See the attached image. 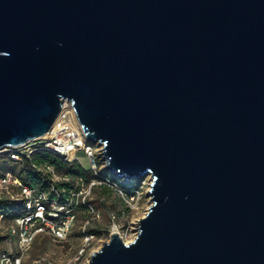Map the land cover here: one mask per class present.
Masks as SVG:
<instances>
[{
    "label": "water",
    "instance_id": "1",
    "mask_svg": "<svg viewBox=\"0 0 264 264\" xmlns=\"http://www.w3.org/2000/svg\"><path fill=\"white\" fill-rule=\"evenodd\" d=\"M71 101L137 232L84 264H264V0H0V148Z\"/></svg>",
    "mask_w": 264,
    "mask_h": 264
},
{
    "label": "built area",
    "instance_id": "2",
    "mask_svg": "<svg viewBox=\"0 0 264 264\" xmlns=\"http://www.w3.org/2000/svg\"><path fill=\"white\" fill-rule=\"evenodd\" d=\"M101 149L102 145L86 140L72 102L67 100L44 135L0 148V228L6 225L0 236L5 244L0 247V264H24L23 255L38 235L55 243L69 242L79 215L82 221L77 244L57 256L37 254L26 264H84L112 232L119 231L120 218L124 219L127 210L137 205L139 189L134 179L118 181L108 175L100 158ZM47 153L75 163L91 177L72 178L60 171L45 156ZM79 156L87 159V168ZM145 177L141 184H147L148 190L152 177ZM97 187L114 192L121 206L108 211V227L100 225L97 232H92V221L100 219V212L90 202ZM117 233L121 236L120 231Z\"/></svg>",
    "mask_w": 264,
    "mask_h": 264
},
{
    "label": "rangeland",
    "instance_id": "3",
    "mask_svg": "<svg viewBox=\"0 0 264 264\" xmlns=\"http://www.w3.org/2000/svg\"><path fill=\"white\" fill-rule=\"evenodd\" d=\"M82 164L84 167H88L87 159L83 156H79ZM110 177L117 179L118 181L120 178H116L112 176L110 173L108 174ZM146 177L143 176L139 179H134L135 186L139 189V196L137 199V205L132 208L128 209L126 212V216L124 219L119 220V231L121 233V236L123 237L124 241H130L134 238L137 232V220L142 217L149 205V199L146 195L147 190V184L143 183L141 184L142 180H145ZM91 204L100 212V219L98 222L92 221V227H98V226H104L108 227V216L107 213L110 210H117L121 206V200L119 197L112 191L106 190L104 188H95L93 189L91 198H90ZM82 221V216L79 215L74 227L73 232H71L69 237V242H65L63 244L55 243L53 242L49 237L45 235H38L31 246L23 255V262L24 264L27 263V260L30 257H33L37 254L44 253L47 255H59L61 253H64L67 251L69 246L75 245L79 241V224ZM6 229V225L4 224L2 226V229L0 228V236H1V230L4 231ZM15 237V236H14ZM5 244L0 241V247H4ZM87 259V258H86ZM86 259L84 260V263L86 262Z\"/></svg>",
    "mask_w": 264,
    "mask_h": 264
},
{
    "label": "trees",
    "instance_id": "4",
    "mask_svg": "<svg viewBox=\"0 0 264 264\" xmlns=\"http://www.w3.org/2000/svg\"><path fill=\"white\" fill-rule=\"evenodd\" d=\"M45 156L48 157L49 160L52 163H54L60 171L69 174L72 178H77L80 175L84 176L85 178L91 177L89 172L81 170L75 163L64 162L60 160L58 157L51 155L49 153H47ZM97 188H104L106 190H109L105 187H97ZM97 230H98V227H94L91 229L92 232H97Z\"/></svg>",
    "mask_w": 264,
    "mask_h": 264
},
{
    "label": "bare ground",
    "instance_id": "5",
    "mask_svg": "<svg viewBox=\"0 0 264 264\" xmlns=\"http://www.w3.org/2000/svg\"><path fill=\"white\" fill-rule=\"evenodd\" d=\"M115 232H119V231L115 230Z\"/></svg>",
    "mask_w": 264,
    "mask_h": 264
}]
</instances>
